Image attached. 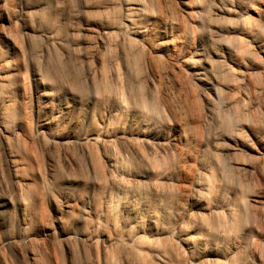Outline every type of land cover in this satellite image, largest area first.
Listing matches in <instances>:
<instances>
[{"label": "bare ground", "instance_id": "bare-ground-1", "mask_svg": "<svg viewBox=\"0 0 264 264\" xmlns=\"http://www.w3.org/2000/svg\"><path fill=\"white\" fill-rule=\"evenodd\" d=\"M18 1L0 0V208L8 215L0 255L13 248L22 264H250L239 257L250 207L239 174L249 168L236 156L247 134L264 156L243 108L254 61L264 73V0H77L80 26L71 31L86 99L58 62L67 56L59 31L43 21L72 22L75 3L60 0L50 13L45 0ZM17 5L32 19L24 36L10 16ZM96 31L106 44L91 41ZM226 121L229 133L219 130ZM38 145L53 198L68 205L82 190L68 226L62 215L45 223ZM71 147L83 157L82 183Z\"/></svg>", "mask_w": 264, "mask_h": 264}, {"label": "rangeland", "instance_id": "rangeland-1", "mask_svg": "<svg viewBox=\"0 0 264 264\" xmlns=\"http://www.w3.org/2000/svg\"><path fill=\"white\" fill-rule=\"evenodd\" d=\"M26 1L38 2L41 0H19L18 4L21 2L24 3ZM72 1L76 5V7H74L75 16L72 22L69 20V22H67V24L65 25V21L59 16H51V19H49V17L47 16H44L43 21L49 25L48 27L59 31V36L64 42L67 56H60L58 62L60 63L61 67H64L67 71H69V74L71 73L70 77L72 81H75V85L78 89L76 92H78L79 95H77L81 98L86 99L88 97V86L83 82L85 78V71L80 67L79 62H77L75 59L80 55L78 49L79 37L77 36V34H74V32L71 31V28L75 29L76 27L78 28L80 26L79 17L77 16L79 5L77 3V0ZM45 2L49 6L50 13L55 12L56 9H61V7L59 6L60 0H45ZM10 16L16 26L18 34L24 36V23L29 26L32 25L31 17L26 20L22 19L19 5L14 8V10L10 13ZM91 41H93V43H95L97 47L101 44V41L103 42V44L107 43V39L98 31L93 33V35L91 36ZM26 58L29 64L31 62L34 65V61L30 54H27ZM259 65L260 62L256 60L251 66L243 108L246 112H248V115L246 116L247 123L250 124L252 129L257 134L264 137V73L259 69ZM221 125L222 127L220 126L219 128L220 131L222 130V132L228 133L231 131V126H229L230 124L227 123V121L222 123ZM246 142L247 149L236 156V158L240 162L244 163L249 168L248 171L243 173L241 172L239 174L240 180H243L242 183L244 186V191L246 188V191L244 192L246 200L250 205V207L247 209L242 223V228L245 231V242L243 248L239 252V257L243 263L249 262L250 264H264V156L260 155V153L258 152L255 141L251 137V135L247 134ZM69 151L73 158L76 160V164L78 165L77 170L75 171V176H77V180L82 183L87 177L86 169H84L85 164L83 162V157L81 154H79L78 151H76V149L74 150V148L72 147L69 148ZM43 152V147L38 145V160H40L39 163L41 165V175L38 176V179L40 187L39 189L41 193L43 192L42 195L45 199V223L49 227L54 226L56 217L62 215L64 224L68 226V224H70L75 216V199L79 195H81L82 190L80 188H75L72 191L73 201H70L68 205L65 203V201L59 198L54 199L53 195H51L52 193L47 181L48 161L45 153ZM62 178V171L59 169L57 170V179H59V182H61ZM7 193L11 195V189L9 187L7 188ZM254 200L259 201L260 203H253L252 201ZM16 222L17 220L15 218H12V225L9 234H11L13 237H16L17 235L16 233L18 224ZM7 223L8 215L0 208V243L2 244L5 243ZM38 230L39 228L37 226H32L30 228V231L33 233L37 232ZM22 247L23 246L19 244L17 246V250L23 253L24 248ZM72 247L73 248L71 250V256L74 257L75 247ZM59 252V254L62 255L64 253V249H60ZM15 253L16 252L13 248L7 249L3 256L0 255V264H22L21 261L16 259ZM65 263L67 264V262H65L64 260L63 264ZM75 264L77 263L75 262Z\"/></svg>", "mask_w": 264, "mask_h": 264}]
</instances>
